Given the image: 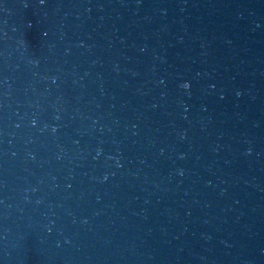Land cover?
Listing matches in <instances>:
<instances>
[{
    "label": "water",
    "instance_id": "95a60500",
    "mask_svg": "<svg viewBox=\"0 0 264 264\" xmlns=\"http://www.w3.org/2000/svg\"><path fill=\"white\" fill-rule=\"evenodd\" d=\"M0 264H264V0H0Z\"/></svg>",
    "mask_w": 264,
    "mask_h": 264
},
{
    "label": "clouds",
    "instance_id": "9594fccd",
    "mask_svg": "<svg viewBox=\"0 0 264 264\" xmlns=\"http://www.w3.org/2000/svg\"><path fill=\"white\" fill-rule=\"evenodd\" d=\"M182 87L189 88V84L185 83L184 85H182Z\"/></svg>",
    "mask_w": 264,
    "mask_h": 264
},
{
    "label": "snow or ice",
    "instance_id": "6c2138e0",
    "mask_svg": "<svg viewBox=\"0 0 264 264\" xmlns=\"http://www.w3.org/2000/svg\"><path fill=\"white\" fill-rule=\"evenodd\" d=\"M40 2H41V3H44V2H45V0H40ZM189 87H190V85H189Z\"/></svg>",
    "mask_w": 264,
    "mask_h": 264
}]
</instances>
